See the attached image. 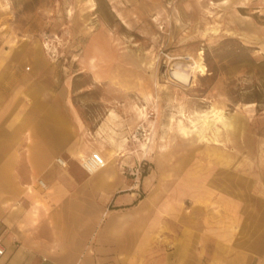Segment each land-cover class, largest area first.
<instances>
[{
    "label": "rangeland",
    "instance_id": "rangeland-1",
    "mask_svg": "<svg viewBox=\"0 0 264 264\" xmlns=\"http://www.w3.org/2000/svg\"><path fill=\"white\" fill-rule=\"evenodd\" d=\"M210 1L0 0V72L65 85L198 264H264V0ZM212 106L230 127L190 124Z\"/></svg>",
    "mask_w": 264,
    "mask_h": 264
},
{
    "label": "crops",
    "instance_id": "crops-1",
    "mask_svg": "<svg viewBox=\"0 0 264 264\" xmlns=\"http://www.w3.org/2000/svg\"><path fill=\"white\" fill-rule=\"evenodd\" d=\"M24 77L0 72V264H198L182 234L168 238L155 192L131 186L124 155L89 137L65 85L45 94Z\"/></svg>",
    "mask_w": 264,
    "mask_h": 264
},
{
    "label": "bare ground",
    "instance_id": "bare-ground-1",
    "mask_svg": "<svg viewBox=\"0 0 264 264\" xmlns=\"http://www.w3.org/2000/svg\"><path fill=\"white\" fill-rule=\"evenodd\" d=\"M228 3V0H220V1H210V4L216 5H226ZM212 32V31H211ZM190 66L184 63V70L180 68H174L171 69L170 75L173 79L185 83L189 80V74L187 72L188 68ZM198 71L203 73V68L199 66H195ZM218 123H221L223 126H229L231 125L230 122H228L225 118V116L222 113L221 109H217L216 107L212 106L208 110H204L202 112L195 113L194 117L190 119V124L193 127H196L198 125H203L206 130H210L212 127H216ZM111 130V129H110ZM203 134V133H202ZM204 138V135L201 137V139ZM144 145V144H143ZM143 153H146L145 150H143Z\"/></svg>",
    "mask_w": 264,
    "mask_h": 264
},
{
    "label": "built area",
    "instance_id": "built-area-1",
    "mask_svg": "<svg viewBox=\"0 0 264 264\" xmlns=\"http://www.w3.org/2000/svg\"><path fill=\"white\" fill-rule=\"evenodd\" d=\"M57 161H58L59 163H62V160H61L60 158H58ZM82 161H84V163H86V162H87V159L82 158ZM91 161H93V163H94L96 166H98V165L101 164V159H100V157H99L97 154H93V155H92ZM39 183H40L41 185H43V182H42L41 180L39 181ZM4 252H5V249H4L3 245H2L1 242H0V257L4 254Z\"/></svg>",
    "mask_w": 264,
    "mask_h": 264
}]
</instances>
